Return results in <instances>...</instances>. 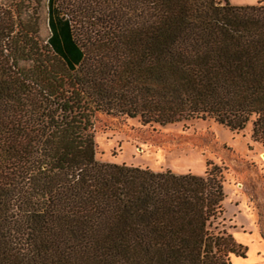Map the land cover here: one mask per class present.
<instances>
[{"label": "trees", "instance_id": "trees-1", "mask_svg": "<svg viewBox=\"0 0 264 264\" xmlns=\"http://www.w3.org/2000/svg\"><path fill=\"white\" fill-rule=\"evenodd\" d=\"M0 0V264H229L220 180L93 158L96 112L251 123L264 145V5Z\"/></svg>", "mask_w": 264, "mask_h": 264}, {"label": "rangeland", "instance_id": "rangeland-1", "mask_svg": "<svg viewBox=\"0 0 264 264\" xmlns=\"http://www.w3.org/2000/svg\"><path fill=\"white\" fill-rule=\"evenodd\" d=\"M20 1L35 10L39 35L45 37L44 1ZM226 1L234 6L264 5V0ZM90 132L97 162L176 175L213 172L220 180L223 199L212 228L229 234L245 249L244 257L230 254L227 261L264 264V145L252 138L250 122L241 130H230L210 118L161 125L96 112Z\"/></svg>", "mask_w": 264, "mask_h": 264}]
</instances>
